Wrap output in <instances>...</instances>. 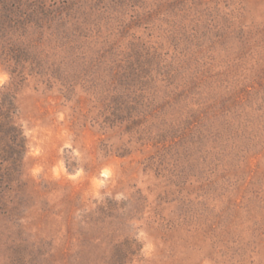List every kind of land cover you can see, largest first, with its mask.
Returning a JSON list of instances; mask_svg holds the SVG:
<instances>
[{
    "label": "rangeland",
    "instance_id": "obj_1",
    "mask_svg": "<svg viewBox=\"0 0 264 264\" xmlns=\"http://www.w3.org/2000/svg\"><path fill=\"white\" fill-rule=\"evenodd\" d=\"M0 264H264V0H0Z\"/></svg>",
    "mask_w": 264,
    "mask_h": 264
},
{
    "label": "trees",
    "instance_id": "obj_2",
    "mask_svg": "<svg viewBox=\"0 0 264 264\" xmlns=\"http://www.w3.org/2000/svg\"><path fill=\"white\" fill-rule=\"evenodd\" d=\"M9 109L6 107V103L3 101L0 102V140L3 138H7L11 145H9V149L13 150V152L19 153L24 147L23 141L21 140L20 133L13 126V123L8 119L9 117ZM2 145L0 144V147ZM2 148L0 149V167L4 162V156L2 155Z\"/></svg>",
    "mask_w": 264,
    "mask_h": 264
}]
</instances>
